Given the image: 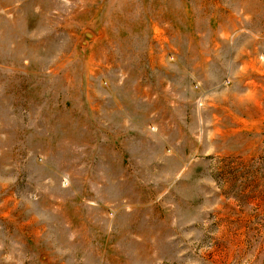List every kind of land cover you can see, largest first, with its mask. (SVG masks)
<instances>
[{
	"label": "rangeland",
	"instance_id": "rangeland-1",
	"mask_svg": "<svg viewBox=\"0 0 264 264\" xmlns=\"http://www.w3.org/2000/svg\"><path fill=\"white\" fill-rule=\"evenodd\" d=\"M0 264H264V0H0Z\"/></svg>",
	"mask_w": 264,
	"mask_h": 264
}]
</instances>
